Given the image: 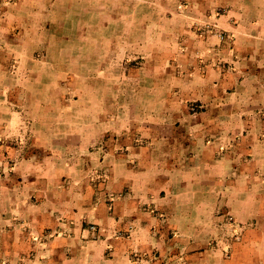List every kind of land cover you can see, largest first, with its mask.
<instances>
[{
	"label": "crops",
	"instance_id": "obj_1",
	"mask_svg": "<svg viewBox=\"0 0 264 264\" xmlns=\"http://www.w3.org/2000/svg\"><path fill=\"white\" fill-rule=\"evenodd\" d=\"M0 132V264H264V0H0Z\"/></svg>",
	"mask_w": 264,
	"mask_h": 264
},
{
	"label": "rangeland",
	"instance_id": "obj_2",
	"mask_svg": "<svg viewBox=\"0 0 264 264\" xmlns=\"http://www.w3.org/2000/svg\"><path fill=\"white\" fill-rule=\"evenodd\" d=\"M218 35H219V37H220V39L222 41H231V40H233V35L230 34L227 31H219ZM143 60H144V58L142 56L133 55L132 53L126 52L123 55V57H121L119 59V64H120V66L123 69L126 70L129 67L140 66L142 64ZM3 142L10 144L12 142L16 143V142H19V141L18 140L14 141V140H12L10 138H7L4 134H2L0 132V143L4 144ZM143 208L146 211L152 212L153 214H158V212H159V209L156 208L155 204L149 205V204L145 203V204H143ZM155 216H157V215H155ZM157 217L161 218V216H157ZM92 226H95L96 229L95 230H91ZM132 229H133V226L129 225L127 229H118V230L112 232L111 234L104 235V236H105V238L107 240H110V242L111 241L113 242V240L115 241V240H118V239H129L130 240L131 239ZM89 230H90L91 235L93 237H98V234L101 231H105V228L100 226V225H98V224H93L92 223V224L89 225ZM157 233L158 232H156L153 236L157 237ZM35 240L37 242H41V243L46 241V239H43L42 237H39V236H36ZM113 247H114V244L112 243V244H109L107 248H110L109 250H112ZM222 252L225 254V257L230 256L231 247L227 246L225 249H222ZM159 255H160V251H158V250L157 251L155 250L152 253L153 257H158ZM131 260L134 261V262H149L151 260V258L149 257V255L142 254L139 251H134V253L131 256Z\"/></svg>",
	"mask_w": 264,
	"mask_h": 264
},
{
	"label": "built area",
	"instance_id": "obj_3",
	"mask_svg": "<svg viewBox=\"0 0 264 264\" xmlns=\"http://www.w3.org/2000/svg\"><path fill=\"white\" fill-rule=\"evenodd\" d=\"M95 229H96L95 226H92V227H91V230H95Z\"/></svg>",
	"mask_w": 264,
	"mask_h": 264
}]
</instances>
